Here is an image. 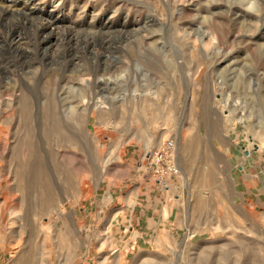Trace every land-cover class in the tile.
<instances>
[{"label":"rangeland","instance_id":"rangeland-1","mask_svg":"<svg viewBox=\"0 0 264 264\" xmlns=\"http://www.w3.org/2000/svg\"><path fill=\"white\" fill-rule=\"evenodd\" d=\"M33 2L96 38L85 74L26 69L10 46L33 56L37 21L0 11V264H264V0ZM71 89L83 118L57 133L40 112ZM166 138L168 191L144 157Z\"/></svg>","mask_w":264,"mask_h":264},{"label":"bare ground","instance_id":"bare-ground-1","mask_svg":"<svg viewBox=\"0 0 264 264\" xmlns=\"http://www.w3.org/2000/svg\"><path fill=\"white\" fill-rule=\"evenodd\" d=\"M33 1L32 0L16 1V2H13L9 5H7V3H6L5 5H7V6H3V7L0 4L2 7V8H0V11L6 12V13L11 12L12 14L17 13V15H19L21 18L33 19V20L35 19L37 21V23L35 24V35L34 36H35L38 44H37V46L35 45L36 47H34L35 49H34V55L33 56H31V53H29L30 55H28L25 51L24 45H25V40H26L25 38L26 37H24V35L21 34L19 31H17V33L15 31L16 37L14 38L15 40L13 41V44L11 43L12 45L10 46V48H11V50H16L18 52L16 58L19 57L20 65H24V67L26 69L31 67L34 63H38L40 66H44V65L50 66V64H55V66L63 65L62 70L67 68L66 69L67 72L68 71L71 72V71L75 70V72L82 73V71L85 70L86 67L80 68V66H78L79 69L73 68V65L75 64L74 60H76L75 53L78 52L80 50V48H82L84 46H86V48H87V47H90L92 44H94L96 37L95 36H89V35L80 36L78 34L71 33L70 30H68L63 36H60L59 32H57L58 27H57L56 22H55L56 19L53 16H51V14H48L47 12H46L47 17L43 16L44 15L43 12H41V9L36 8V5ZM40 13H42L43 15ZM10 32H9V34H10ZM55 37L59 41L58 50L52 54H48L47 51H45V48L50 44L51 38H55ZM40 44L42 45V47H39ZM106 48H109V49L111 48L110 43L107 42ZM11 63H9V64H11ZM8 68H9L8 64L6 65V63H5V65H1L0 66V73L3 76L8 75L9 74ZM102 70H104V69H102ZM26 73H31V71L27 70ZM91 73H93L92 70H91ZM82 74H85V73H82ZM89 75H91V74H89ZM6 77L9 78L8 76H6ZM16 84H17L18 90L21 92V96H23V95L25 96L27 94L29 95V93L31 94L32 87L31 88L28 87V85H26L25 82H23L22 80H16ZM2 88H3V85L1 84V81H0V96L4 91V89H2ZM56 91L55 92L51 91L52 92V100L50 102L48 101L49 103L47 102L48 104H45L42 107V111L40 112V114H41L42 119L46 120V122L49 123V125L51 126V130L58 133V132H60V130H62L64 128V123L68 122L67 120H76V119H79V117L83 118V115L81 113H78V111H77V110H79V109H77V104H75V105L71 104L68 106L65 104V102L68 99H74L75 102L77 101L79 103V101H83L82 99L84 97H86V95L85 96L82 94L79 95L77 92H75L73 90L72 91L69 90L70 92L68 94L67 99L63 98L64 100L63 99L59 100L57 97ZM45 99H46V97H45ZM86 102H88V101H86ZM24 105H26V104H24ZM19 108H21V106ZM35 111L32 113H35ZM37 112H36V114H37ZM38 129H40V128H38ZM70 131H72V130L70 129ZM29 132L24 130L23 134L26 135ZM41 132H42V130H41ZM49 132L51 133V131H49ZM32 133H37V131L34 132V130H33ZM195 144H196V142L193 141L192 145H195ZM191 147H190L189 154L193 158L194 154L192 152H194L195 146H191ZM169 186H170V184L168 185V188H169ZM168 188H166L165 190H167ZM252 254H254L253 251H252ZM261 257H262V261L264 262V255Z\"/></svg>","mask_w":264,"mask_h":264},{"label":"built area","instance_id":"built-area-1","mask_svg":"<svg viewBox=\"0 0 264 264\" xmlns=\"http://www.w3.org/2000/svg\"><path fill=\"white\" fill-rule=\"evenodd\" d=\"M147 173L163 189L181 173L176 159V144L172 138L164 139L158 146L145 151Z\"/></svg>","mask_w":264,"mask_h":264},{"label":"crops","instance_id":"crops-1","mask_svg":"<svg viewBox=\"0 0 264 264\" xmlns=\"http://www.w3.org/2000/svg\"><path fill=\"white\" fill-rule=\"evenodd\" d=\"M169 188H170V186H169ZM169 188H168L167 190H165V191H168V190H170Z\"/></svg>","mask_w":264,"mask_h":264}]
</instances>
